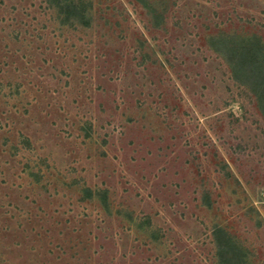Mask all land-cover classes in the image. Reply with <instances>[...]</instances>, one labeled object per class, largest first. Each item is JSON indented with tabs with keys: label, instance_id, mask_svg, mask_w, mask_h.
Masks as SVG:
<instances>
[{
	"label": "rangeland",
	"instance_id": "rangeland-1",
	"mask_svg": "<svg viewBox=\"0 0 264 264\" xmlns=\"http://www.w3.org/2000/svg\"><path fill=\"white\" fill-rule=\"evenodd\" d=\"M244 41L264 0H0V264H264Z\"/></svg>",
	"mask_w": 264,
	"mask_h": 264
},
{
	"label": "trees",
	"instance_id": "trees-1",
	"mask_svg": "<svg viewBox=\"0 0 264 264\" xmlns=\"http://www.w3.org/2000/svg\"><path fill=\"white\" fill-rule=\"evenodd\" d=\"M259 45L257 41L251 44L245 41L241 44L231 43L225 52L235 79L252 89L264 114V51L258 48Z\"/></svg>",
	"mask_w": 264,
	"mask_h": 264
}]
</instances>
